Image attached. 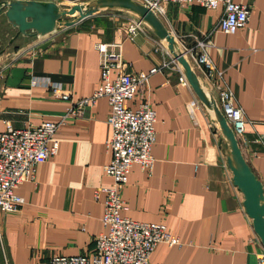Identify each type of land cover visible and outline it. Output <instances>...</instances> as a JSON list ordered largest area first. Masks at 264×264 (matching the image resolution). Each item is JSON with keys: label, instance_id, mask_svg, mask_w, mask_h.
<instances>
[{"label": "crops", "instance_id": "0c3cea01", "mask_svg": "<svg viewBox=\"0 0 264 264\" xmlns=\"http://www.w3.org/2000/svg\"><path fill=\"white\" fill-rule=\"evenodd\" d=\"M232 1L251 10L247 24L232 34L217 29L221 6L168 2L159 16L177 51L205 53L217 73L211 83L188 53L184 58L193 79L172 64L149 77L147 97L156 115L154 164L150 172L137 163L129 168L121 214L164 223L181 245L158 244L147 264H256L263 249L219 145L220 126L193 83L220 112V83L232 93L246 118L240 149L264 190V0ZM133 16L93 12L60 27L44 48L27 46L33 38L18 36L0 53V131L60 123L56 154L36 166L33 180L15 189L23 199L18 209L0 213V264H45L54 254L86 253L104 231V195L95 192L112 183L103 170L111 157L105 145L111 136L110 106L103 96L78 114L67 112L101 84L97 43L120 44L127 72L168 62L167 51L173 56L147 26L129 35ZM13 33L2 27L0 49ZM33 77L60 84L69 100L32 84ZM125 104L135 108L138 99Z\"/></svg>", "mask_w": 264, "mask_h": 264}, {"label": "built area", "instance_id": "2783aa9c", "mask_svg": "<svg viewBox=\"0 0 264 264\" xmlns=\"http://www.w3.org/2000/svg\"><path fill=\"white\" fill-rule=\"evenodd\" d=\"M158 17L164 13V4L197 3L207 9L223 7L217 29L224 33H234L249 21V6L232 0H141ZM129 35L145 29V25L135 16L129 18ZM204 43L199 42L202 46ZM101 84L87 98L78 99L68 114H78L82 108L92 105L96 98L106 97L110 106L107 122L111 127V136L105 145L110 152V161L104 166V173L112 179L109 186L96 190L103 198L102 225L104 231L98 234L90 251L78 255L54 254L45 264H147L155 247L164 243L168 246H180L179 238L169 232L162 222H141L121 214L126 208L123 189L127 183V174L132 164L137 163L150 172L154 164L151 153L155 141V111L147 92L149 77L172 64L180 68L174 56L153 66L148 71L127 72V64L122 58L120 44L97 43ZM180 53L183 57L189 53L200 65L206 78L212 83L215 68L205 53H195L190 48ZM114 72V75L112 73ZM32 84L43 85L50 93L62 100H69V93L58 83L33 77ZM183 77H180V81ZM216 80V79H215ZM138 99L135 108L126 106L125 101ZM217 98L221 112L230 126L239 147L245 144L244 128L246 118L242 109L234 104L232 93L220 83ZM60 123L44 121L38 125L21 129L0 131V213L13 212L23 203L15 189L24 181L33 180L36 166L56 154L58 140L55 133ZM256 264H264V249L258 253Z\"/></svg>", "mask_w": 264, "mask_h": 264}, {"label": "water", "instance_id": "95a60500", "mask_svg": "<svg viewBox=\"0 0 264 264\" xmlns=\"http://www.w3.org/2000/svg\"><path fill=\"white\" fill-rule=\"evenodd\" d=\"M102 10L127 12L138 18L155 36L167 44L179 64L186 69L185 73L193 79L192 74L187 69L185 58L180 51L175 49L174 43L169 38V32L161 19L149 7L138 0H88L72 5L69 10L62 9L53 0H0V35L4 25L14 30L8 42L0 49V53L6 50L9 44L18 36L33 38L27 46L39 45L40 48H44L48 43L46 40L57 33L61 24L60 21L64 15L74 11L77 13L78 18L76 20L64 24L65 26H70L84 16ZM27 46L18 48L12 58ZM193 83L198 90L200 98L210 110L213 121L220 126L222 137L219 140V145L226 156L227 165L231 170L232 182L243 194L245 212L251 219L253 230L264 247L263 185L245 161L237 139L223 114L210 104V96L203 92L197 85L196 80Z\"/></svg>", "mask_w": 264, "mask_h": 264}, {"label": "rangeland", "instance_id": "374dc122", "mask_svg": "<svg viewBox=\"0 0 264 264\" xmlns=\"http://www.w3.org/2000/svg\"><path fill=\"white\" fill-rule=\"evenodd\" d=\"M53 1H55V2H57L59 5H60V7L62 8V9H65V10H69V9H71V7H72V5H75V4H80V3H82V2H86V1H88V0H53ZM141 1V0H140ZM102 11H104V10H102ZM78 15H77V13L74 11V12H72V13H69V14H67V15H64L63 17H62V19H61V21H60V26H59V28L61 27H64V24L66 23V22H71V21H73V20H75V18L77 17ZM59 28H58V30H59ZM1 46V45H0ZM12 58V57H11ZM263 249H264V247H263ZM262 249V250H263ZM261 250V251H262ZM260 251V252H261Z\"/></svg>", "mask_w": 264, "mask_h": 264}]
</instances>
